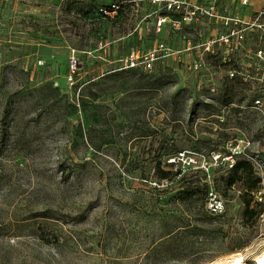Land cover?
<instances>
[{
    "label": "rangeland",
    "instance_id": "rangeland-1",
    "mask_svg": "<svg viewBox=\"0 0 264 264\" xmlns=\"http://www.w3.org/2000/svg\"><path fill=\"white\" fill-rule=\"evenodd\" d=\"M66 1L0 0V264H217L237 254L254 264L264 213L247 221L240 185L224 179L236 160L264 173V88L231 78L214 27L168 12L165 0H79L91 6L69 24L51 8ZM132 53L143 60L135 75L101 78L127 69ZM73 56L81 64L69 84ZM140 72L163 81L145 88ZM89 79L93 99L82 105ZM164 139L223 204L206 241L173 250L161 244L163 216L178 189L152 178ZM230 147L243 153L230 161ZM179 204L183 217L196 209ZM194 224L179 221L180 236Z\"/></svg>",
    "mask_w": 264,
    "mask_h": 264
},
{
    "label": "trees",
    "instance_id": "trees-1",
    "mask_svg": "<svg viewBox=\"0 0 264 264\" xmlns=\"http://www.w3.org/2000/svg\"><path fill=\"white\" fill-rule=\"evenodd\" d=\"M60 5L58 12L62 13V17L66 19V23L69 24V16L71 13L73 14H80V13H87L85 12V8H90L91 5L87 6L83 1L74 0L69 1L67 0L65 3L60 4L52 3L51 8L55 9ZM117 7L116 11L119 10L118 6H106L99 8V12L101 15L103 13H113L115 12V8ZM53 11V10H52ZM76 20V19H75ZM81 21V19H79ZM113 21V20H112ZM78 65L81 64V61L77 60ZM68 70V67H67ZM159 72L161 69L159 68ZM133 69L127 68L123 70H118L117 68L109 69L104 72V76L101 78L103 80L108 79L109 77L113 76H123V75H135L132 73ZM140 78L136 81H146L145 88L154 87L155 84H160L163 81V76H151L152 80H145L146 77L143 76V72H140ZM76 73L74 74V77ZM73 77V78H74ZM135 82V83H136ZM95 84V81L92 79L87 81L86 87L82 88L83 91H87L89 95H81L80 99L82 105L86 102L83 101V97H86L90 100L93 99L92 94L90 93L89 87ZM48 83L42 85V87H46ZM49 86V85H48ZM52 93H58V91L52 88ZM165 138V137H163ZM172 142V143H171ZM169 142L167 139H164V142L161 146V152L158 155V158L155 162V169L152 175L153 180L158 185L165 186L164 190L168 189H178L176 194L173 195L172 200L177 201V207L174 208V212H170L171 210H165L164 222L165 227L167 228V233L162 237L164 241H162V245L166 244L168 249L173 250L176 247H179L180 240L183 238H195L200 239L202 242L206 239V233H209V227L212 226L214 221V216L210 215L209 212L206 210V201H207V194L209 190V183L206 180V174L201 173L199 170L192 169L191 165L188 164V167L181 165L178 161V157L175 155V142ZM170 144V146L168 145ZM172 162L168 163L170 157H172ZM226 180V189L233 187L235 184H239L241 187V191L239 193V199L241 205L243 206V217L249 221L252 219H258L264 213V202L257 203L254 199V195L251 193L252 191L256 190L259 187L261 180L256 177L254 174L253 166L246 160H236L235 165L230 170L229 176L224 179ZM162 199H160L161 201ZM192 203L193 206H196L194 211H190V213L183 217V212L179 210L178 206L185 203ZM179 221H186V223H190L193 221L195 224L191 227L192 230L187 232L186 235L180 236L179 226L177 223ZM205 243V242H204Z\"/></svg>",
    "mask_w": 264,
    "mask_h": 264
},
{
    "label": "built area",
    "instance_id": "built-area-1",
    "mask_svg": "<svg viewBox=\"0 0 264 264\" xmlns=\"http://www.w3.org/2000/svg\"><path fill=\"white\" fill-rule=\"evenodd\" d=\"M165 7L168 12L182 14L183 20L187 16H194L195 21L206 20L214 27V42L218 46H224L226 53L231 57L239 58L241 53L246 64H236L232 70L231 78L244 76V81L249 79L262 89L264 88V0H165ZM167 19H162L165 23ZM134 53L126 59L127 68H137L139 65L138 57L134 58ZM144 58V57H143ZM152 60L147 58L143 63V69H152ZM241 65L245 68L242 69ZM78 63L74 56L70 58L68 64V81L73 84V77L77 70ZM244 71V72H243ZM259 105V100L255 101ZM230 161L234 154H241L243 151L236 147H230ZM256 168L260 171L256 173L261 180L259 187L252 191L257 203L264 202V181L263 167L256 163ZM233 166H231L232 168ZM206 210L210 215L221 214L223 209L222 200L214 192H208Z\"/></svg>",
    "mask_w": 264,
    "mask_h": 264
},
{
    "label": "bare ground",
    "instance_id": "bare-ground-1",
    "mask_svg": "<svg viewBox=\"0 0 264 264\" xmlns=\"http://www.w3.org/2000/svg\"><path fill=\"white\" fill-rule=\"evenodd\" d=\"M217 264H246L244 261V257L241 254H237L235 256H231L230 258L223 260ZM254 264H264V251L261 252L254 260Z\"/></svg>",
    "mask_w": 264,
    "mask_h": 264
},
{
    "label": "flooded vegetation",
    "instance_id": "flooded-vegetation-1",
    "mask_svg": "<svg viewBox=\"0 0 264 264\" xmlns=\"http://www.w3.org/2000/svg\"><path fill=\"white\" fill-rule=\"evenodd\" d=\"M235 60H236V58L232 57V59H228V62L232 63V61H233V65H236Z\"/></svg>",
    "mask_w": 264,
    "mask_h": 264
}]
</instances>
